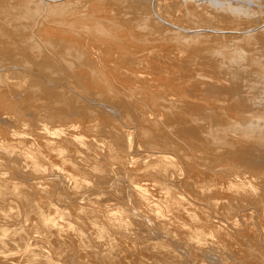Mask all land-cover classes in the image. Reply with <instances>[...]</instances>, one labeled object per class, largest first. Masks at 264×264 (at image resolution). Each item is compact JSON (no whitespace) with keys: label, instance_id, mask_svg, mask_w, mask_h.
Segmentation results:
<instances>
[{"label":"bare ground","instance_id":"bare-ground-1","mask_svg":"<svg viewBox=\"0 0 264 264\" xmlns=\"http://www.w3.org/2000/svg\"><path fill=\"white\" fill-rule=\"evenodd\" d=\"M59 1L66 7L73 0ZM189 1L193 0H150V6L174 23L175 13H183ZM226 1H216L220 7L225 3L231 7L225 11L223 6L220 14L235 13L250 20L243 18L246 7ZM142 2L148 9V1ZM132 6L140 7V2ZM27 12L29 7H23L18 14ZM263 20L254 18L246 27L231 29L239 34L261 27ZM28 25L16 15L7 29L18 34ZM99 32L96 38H106ZM24 40L7 41L1 46L11 54L0 53V66L15 70L14 77L0 75V102L5 98L9 104L4 108L7 112L0 114V264H228L241 253L264 255L260 251L264 213L250 209L258 201L256 188L221 183L193 170L184 159L190 148L183 147L182 136L180 143L175 135L155 137L151 129L164 111L156 103L134 106L127 90L133 83L140 86L150 80L151 72L145 67L161 59V50L145 46L131 51L118 41L119 51L109 46L104 59L97 61L82 50L71 61L57 51L60 59L50 58L47 50L38 59L21 45ZM260 40L264 43V36ZM13 46H18L16 51ZM90 50L94 52L93 47ZM164 52L163 56L190 54L181 47ZM114 73L127 81L121 82L122 90L111 86ZM27 107L29 112L34 110L35 125L48 126L51 119L52 126L53 120L56 125L70 127L72 121L77 125L73 129L49 125L41 135H34L35 130L28 134L29 112L25 118L19 115ZM173 118L177 123L185 120ZM218 184L240 196L236 199L242 205L235 206V198L231 205Z\"/></svg>","mask_w":264,"mask_h":264},{"label":"rangeland","instance_id":"rangeland-1","mask_svg":"<svg viewBox=\"0 0 264 264\" xmlns=\"http://www.w3.org/2000/svg\"><path fill=\"white\" fill-rule=\"evenodd\" d=\"M136 1L140 2V7L132 6ZM142 1L73 0L63 7L61 5L65 2L59 0H0V53L10 55V49L1 45L7 41H14L16 37L25 39L21 45L38 59L44 58L47 50L50 58L59 60L60 56L55 53L57 51L71 61L75 60V52L82 50L97 61L104 59L103 52L107 53L109 46H113L111 50L119 51L115 45L118 41L126 43L131 51L145 46L161 50L159 53L161 59L152 66L145 67L151 72L149 80L151 83L146 82L147 86L133 83L130 86L134 87L127 90L132 96L134 106L145 108L156 103L161 113L164 111L161 119L152 125L151 129L155 137L175 135L173 138L177 136L176 140L182 142L180 137L182 136L185 139L183 147L190 146L184 148L186 150L190 148L188 151L190 150L192 157L187 156L189 153L185 154L187 158L183 156L192 165L193 170L195 168L201 173L206 172L207 177L221 183L232 181L255 187L254 194L256 192L258 194L254 196L258 201L250 209L258 210L261 215L264 213V43L260 38L264 36V31L260 32L264 30V23L259 28L254 27L239 34L234 33L232 31L234 29L231 28L246 27L254 18L263 20L264 0L226 1L230 6L240 9L246 7L248 10L244 11L246 17L243 18L250 17V20H243L235 13L220 14L223 10L221 8L225 6L226 9L228 6L226 3L218 6L217 0H210L212 5L214 2L216 4L213 7L209 0H198V3H195L196 0L189 1L183 13H175L176 18L172 20L174 23L156 14L155 8L154 11L150 6V0H147L148 9H145ZM221 3L219 5H222ZM23 7H29V12L19 15L18 12ZM228 8L231 10V7ZM228 8L224 10L228 11ZM251 11L253 15L249 13ZM16 15L30 24L18 34L8 32L10 30L7 29ZM99 31L103 32L106 38H96V35L101 34ZM233 35L239 36L232 37ZM56 38L60 42L52 43L51 40H58ZM163 46L165 48L161 49ZM90 47H93L94 52H91ZM175 47H181L190 54L181 57L180 52L179 55L171 53L163 56L165 50ZM17 48L18 46H13V51ZM145 54L150 55L151 52L146 51ZM26 58L33 64L37 62ZM27 64L33 66L29 62ZM152 67L156 68L157 73ZM12 73L15 74L13 68L0 66V75L3 78L6 75L14 77ZM152 73L157 75L154 76ZM26 77L31 80L32 75L27 74ZM110 82L111 86L119 87L116 88L119 91L122 90V84L127 81L114 73L110 76ZM1 100L3 102H0V114H3L7 112L4 108L9 107V104H6L5 98ZM7 101L9 102L8 99ZM151 108L158 110L157 107ZM22 112L19 115L26 116L24 114L29 112V108ZM33 113L34 110L31 109L26 116L29 127L26 132L29 134L31 131L32 134L35 130L34 135H41L47 129L45 127L52 126V119L49 120L50 123H46L48 126H45V123V127H42L43 123L35 125L36 117ZM176 116L184 117V122L177 123L173 118ZM52 123L55 125V128L52 126L53 129H56V126L60 129L62 125L73 129L75 124L72 121L74 124L69 127V124L65 123L59 125L61 122L56 125L55 120ZM81 124H79L81 128H84ZM37 125L44 129H39ZM188 128L192 130L187 133L185 130ZM84 149L86 150V146ZM197 152H203L205 155ZM192 154L203 157L198 159ZM194 158L195 162L192 161ZM222 185H219L220 189L226 190L225 197L232 205L234 198L240 196L233 192L231 194V190L224 186L223 189ZM237 200L241 199H236L234 204L241 202ZM228 201L225 203L229 204ZM241 205L242 202L238 204ZM260 251L264 253V249ZM242 254L244 253L235 255L236 258L232 257V263L264 264L263 254L256 252L251 256ZM238 256L247 258H243L244 260L240 258L244 261L242 262ZM252 256H255L253 261ZM231 260L228 264H232Z\"/></svg>","mask_w":264,"mask_h":264}]
</instances>
